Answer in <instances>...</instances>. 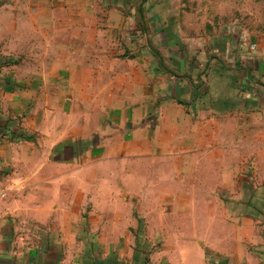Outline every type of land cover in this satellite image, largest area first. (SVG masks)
I'll return each instance as SVG.
<instances>
[{"label":"crops","instance_id":"1","mask_svg":"<svg viewBox=\"0 0 264 264\" xmlns=\"http://www.w3.org/2000/svg\"><path fill=\"white\" fill-rule=\"evenodd\" d=\"M186 5L0 0V264H264V27Z\"/></svg>","mask_w":264,"mask_h":264},{"label":"rangeland","instance_id":"2","mask_svg":"<svg viewBox=\"0 0 264 264\" xmlns=\"http://www.w3.org/2000/svg\"><path fill=\"white\" fill-rule=\"evenodd\" d=\"M187 7L186 11L190 14L189 23L191 24L194 30H197L199 33H212L219 28H224L225 26L232 25L234 27L242 26L243 28L249 29L250 31H260L264 27V0H186ZM243 18V19H242ZM196 32V31H195ZM95 171V169H94ZM129 169L128 167L121 168H111L109 174H118L120 173L121 177L128 176ZM95 174L91 171L90 175ZM97 183H89V199L87 204L81 205L80 200L70 199L66 200L71 202L73 210L82 209L83 213L79 215H67L62 216V218H72L75 220L77 217L87 218L90 224L97 218L95 215L96 208L102 206V202H105V206H111L112 198L102 200L100 199L97 203L95 199V193L97 191ZM138 187L129 184L128 182L121 181L116 183H110L106 185L105 191L115 193L119 191L123 195L125 192L138 191ZM134 195V194H133ZM118 196V195H116ZM127 196V198H125ZM126 196L121 197L118 204L122 208L120 217L122 222H127L129 219L128 209L125 211L124 208L133 207L131 204V197L126 193ZM63 201V200H60ZM118 201V200H117Z\"/></svg>","mask_w":264,"mask_h":264}]
</instances>
